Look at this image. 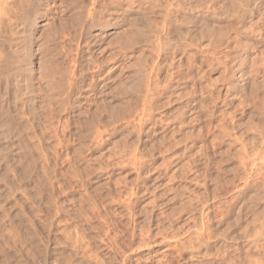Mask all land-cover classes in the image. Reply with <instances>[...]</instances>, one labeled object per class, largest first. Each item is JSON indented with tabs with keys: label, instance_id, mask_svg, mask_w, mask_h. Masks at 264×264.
<instances>
[{
	"label": "rangeland",
	"instance_id": "1",
	"mask_svg": "<svg viewBox=\"0 0 264 264\" xmlns=\"http://www.w3.org/2000/svg\"><path fill=\"white\" fill-rule=\"evenodd\" d=\"M0 264H264V0H0Z\"/></svg>",
	"mask_w": 264,
	"mask_h": 264
}]
</instances>
